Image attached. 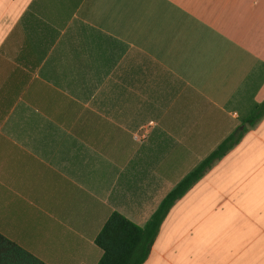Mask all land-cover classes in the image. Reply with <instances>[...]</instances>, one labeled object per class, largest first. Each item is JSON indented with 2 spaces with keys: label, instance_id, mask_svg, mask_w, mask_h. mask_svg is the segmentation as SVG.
Instances as JSON below:
<instances>
[{
  "label": "crops",
  "instance_id": "1",
  "mask_svg": "<svg viewBox=\"0 0 264 264\" xmlns=\"http://www.w3.org/2000/svg\"><path fill=\"white\" fill-rule=\"evenodd\" d=\"M263 102L264 0H0V234L98 264L236 135L144 264H264Z\"/></svg>",
  "mask_w": 264,
  "mask_h": 264
},
{
  "label": "trees",
  "instance_id": "2",
  "mask_svg": "<svg viewBox=\"0 0 264 264\" xmlns=\"http://www.w3.org/2000/svg\"><path fill=\"white\" fill-rule=\"evenodd\" d=\"M264 117V102L256 107L246 123L254 125ZM236 135L226 139L196 169L168 194L157 211L140 227L119 213H113L96 238L102 251L98 264H144L151 253L160 226L172 206L201 179L214 164L238 143ZM0 264H46L31 253L0 234Z\"/></svg>",
  "mask_w": 264,
  "mask_h": 264
}]
</instances>
